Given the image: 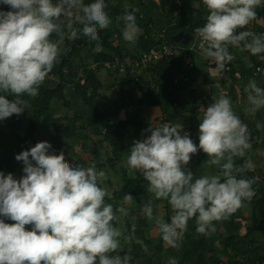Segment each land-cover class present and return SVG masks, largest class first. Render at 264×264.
I'll list each match as a JSON object with an SVG mask.
<instances>
[{
    "label": "clouds",
    "instance_id": "clouds-1",
    "mask_svg": "<svg viewBox=\"0 0 264 264\" xmlns=\"http://www.w3.org/2000/svg\"><path fill=\"white\" fill-rule=\"evenodd\" d=\"M203 4L206 23L195 32L204 58L214 62L217 72L235 59L230 46L264 60V33L247 30L264 0H203ZM0 5L11 9L0 10L2 121L27 109L24 96L39 94L69 50L64 47L66 32L72 38L82 35L95 41L94 52L99 53L103 47L98 30L107 29L112 20L105 0H0ZM125 9L117 20L124 25L123 39L135 45L141 32L135 15L139 9L128 11L127 5ZM248 67H253L251 62ZM245 91L244 111L255 116L264 109V87L250 79ZM202 112L198 145L182 124L163 123L145 129V138L133 141L127 156V167L148 182L151 199L143 204L142 215L176 250L182 247L190 220H195L197 234L209 236L216 231L215 222L229 219L255 191V177L246 176L255 168L246 158L252 147L250 131L231 98L212 96ZM51 148L48 141H41L17 154L15 159L24 165L19 179L0 171V264H131V249L124 248L132 243L147 253L148 245L136 236L135 224L129 229L125 223L128 209L106 202L111 196L102 186L105 172L94 163L77 166L63 151L56 154ZM201 150L207 156L201 166L215 171L196 176L187 165ZM237 159L243 163L238 165ZM160 200L170 206V222L154 215V201ZM169 264L178 261L173 257Z\"/></svg>",
    "mask_w": 264,
    "mask_h": 264
},
{
    "label": "trees",
    "instance_id": "trees-1",
    "mask_svg": "<svg viewBox=\"0 0 264 264\" xmlns=\"http://www.w3.org/2000/svg\"><path fill=\"white\" fill-rule=\"evenodd\" d=\"M86 3L92 0H85ZM109 0H105L107 2ZM163 13L165 14L166 22H173L175 25L167 26L166 38L171 44L183 47L192 45L195 42V29L202 27L206 23V16L202 10H194L191 6V0H161ZM132 9H139L135 13L136 21L141 29L138 40L134 48L150 52L161 41L157 40L158 36L153 33L155 28L160 27L158 22L153 16L148 15L147 7L142 0H137L128 4V11ZM0 10H11L8 6L3 5ZM106 12L109 17L111 11L106 7ZM125 8H115L114 14L116 17L121 16L125 12ZM257 18L262 19L264 22V6L256 9ZM165 23V22H164ZM121 30L124 25L119 21ZM254 27L264 31V25L255 24ZM159 29V28H158ZM100 36V43L103 48H109L115 54L107 55L103 52L95 53V60L97 63L96 68H85L81 72L75 71L73 67V59L78 58L80 53L85 50H93L96 46L95 41H89L85 36L80 35L78 38H65L64 47L69 49L65 55L60 57V62L57 63L48 76L53 75L58 79V86L54 89L42 88L39 94L35 97L24 96L23 99L30 104L32 108V116L29 121V132L26 134L20 132L15 126L23 114H13L10 118L3 120L4 130L0 129V149L3 152L0 158V171L5 175L12 173L14 178L19 179L20 169L23 162L15 159L16 155L21 151L30 149V143H37V131L42 126L50 129V136L53 139V145L50 152L55 151L59 154L60 151L65 153V157L69 162L73 163V157L69 156L66 152L65 145L62 141L82 142L83 148L87 146L88 140L91 136L84 132L82 126L78 125L77 121L87 118L91 122L92 127H97L98 132L101 134L104 131V140L114 148V152L120 157L121 152L124 150L125 140L128 135L129 129H133L140 137H145L144 122L145 117L141 114L142 108L158 107L164 115L169 116L171 119H181V108L183 106L181 99L177 96L176 86L183 85L184 87L191 88V96L197 99L196 95V82L198 76V69L192 54L194 66L187 65L185 59L181 55L172 56L171 60L160 61L153 67L147 69L152 76V81H145L138 73H126L125 84L130 85L127 87L126 98L128 100V107L130 111L127 112L126 118L115 122L111 119L114 116L111 107L99 108L96 102L100 100L101 92L104 88L103 83L98 75V71L102 68V62L109 68V63L114 59V56H119L125 59L130 55V49H121L114 47L111 39L114 36L111 25L107 29L98 30ZM178 34H184L189 38L188 44H182L177 39ZM56 39L55 34L52 37ZM231 48V46L229 47ZM214 69L215 65L211 60L205 59ZM264 62V61H263ZM255 64V62H254ZM253 64V65H254ZM260 67L258 64L255 69ZM233 62L226 65L223 72L235 74ZM110 69V68H109ZM111 70V69H110ZM112 72V71H111ZM117 75L118 73H113ZM185 75L188 80H180L175 83L177 76ZM47 76V77H48ZM118 79V78H117ZM153 82V85H152ZM69 85H74V92L77 96V102L81 109L87 108V112L83 115L77 114L72 117L67 123H60L57 113V108L54 107L55 101H63L65 106H70V102L65 96V89ZM144 96L139 95L144 91ZM11 98V97H10ZM201 102V99H200ZM198 108L199 104L195 103ZM172 112V113H170ZM186 122L183 124L184 131L188 132L192 138L199 129V122H194L186 117H183ZM261 117L260 113L251 116L242 115V121L248 125L250 131V140L253 137L262 133V129H257L256 125L259 123ZM141 140V139H140ZM94 143L95 152H97V143ZM262 143L255 144L254 146H263ZM247 158V156H246ZM236 163L242 164V159H237ZM246 176L251 178L255 177L254 196L250 201H245L243 207L237 212L232 214L229 219L216 222V231L206 237L197 234L195 220L188 222V229L185 233L182 242V251L178 252L180 256L176 259L179 264H264V179L256 177L253 170L248 171ZM141 190H136L134 193H140ZM130 193L127 186L122 188V197ZM167 203V201H165ZM168 204V203H167ZM247 211L250 216L245 215ZM244 220L246 222L244 223ZM7 223H13L6 220ZM170 222V220H169ZM221 227V228H220ZM30 230V226H26ZM146 242H155L158 244L157 255L163 251L162 239L160 236L154 238H145ZM215 241V242H214ZM214 242V243H213ZM213 243V245H212ZM177 253V254H178ZM123 255V253H122ZM131 255L133 260L146 257L149 264H160V259L156 260L149 253L141 251L139 244L132 243ZM182 258L180 259V257Z\"/></svg>",
    "mask_w": 264,
    "mask_h": 264
},
{
    "label": "rangeland",
    "instance_id": "rangeland-1",
    "mask_svg": "<svg viewBox=\"0 0 264 264\" xmlns=\"http://www.w3.org/2000/svg\"><path fill=\"white\" fill-rule=\"evenodd\" d=\"M135 1L137 0H109L107 2V6L111 11L110 18L112 20V23L110 25L114 34L111 42L114 47H120L122 50L130 49V51H132L136 49L133 45L129 44L123 39L122 30L120 28L119 21L114 14V11L117 7L125 8L126 5L128 6L129 3ZM142 1H144L147 7L146 10L148 15L153 16V18L156 19L159 25H161L162 23L167 24V26L175 25L173 22H166L165 14L163 13L161 6V0ZM84 2L86 3L85 0ZM2 6L3 5H0V7ZM191 6L194 10H202L205 16L208 15V11L206 9V6L203 4V0H191ZM249 25H251V23ZM158 28H155L153 30V33L155 35H157L156 33L158 32ZM66 37L72 38L70 33L67 32ZM102 52L112 56L115 54L109 48H103ZM229 52L235 56V59L231 61L234 63L236 67L235 69L237 70L235 74H225L223 71L217 72L210 64H208V62H206L203 55L195 54V56H193L198 69L195 91L197 97L199 96V98L197 100L193 98V96H191V88L184 87L183 85L176 86V90L178 92L177 96L181 99V102L183 104L180 110L183 117H186L191 121L200 123L199 119L203 114L202 107L206 108L212 102V96H219L223 94L231 98L234 111L240 116L241 120L242 115L247 116L248 119L250 118V115L244 111L245 107H247V93L245 91V88L250 79H255L259 86L264 87V60H261L258 56L251 55L247 51L240 52L234 47L229 48ZM95 53L96 52H94V49H85L80 53V58H74L72 61H74L73 67L75 71L81 72L85 68H96L94 65L96 64ZM248 62H251L252 65L255 62V64L253 65V67L249 68ZM258 64L261 65L259 72L257 71V69H255ZM102 65L103 66L101 70H99L97 73L103 83L104 88L101 92L100 100L96 102V106L99 108H102L104 106L111 107V111H113V114L115 113L114 116L111 117V119L115 122H118L119 120L125 119L127 112L130 111V108L128 107V100L126 98V90L130 85L125 84V74H118L117 79L116 75L113 74L114 72H111V70L105 63L102 62ZM138 75L145 81H152V76H150L148 72H139ZM49 83L50 79L46 77L45 81L40 86L39 91L44 87H50L51 83ZM56 84L57 83H55V85ZM74 89L75 88L73 86H68L65 89V96L70 102V106H65L63 101L54 102V107L57 108L60 123H67L75 115H83L88 111L87 108H80ZM144 93L145 90L141 91L138 94L144 96ZM195 103L199 104L198 108L195 106ZM31 111L32 108L28 103L27 109L22 113L23 116L19 118L17 122L15 121V126H17V129L26 135L29 132L28 119L31 117L29 116L31 114ZM257 112L260 113L261 117L259 123L261 125H264V109H261ZM141 114L145 117L146 120V122H144V130L149 126L156 127L163 123H180L183 125L186 122L183 117L181 119L169 118L168 114L164 115L161 109L158 107L155 108L145 106L142 108ZM1 123L3 122L0 121V126ZM77 123L78 125L82 126L85 133L91 136V139L88 140L87 146L85 148H83L82 142L79 143L73 141L68 144L66 141H62L65 145V149L68 155L73 157V163L77 166L83 167L90 166L94 163L98 170H103L105 172L102 186L107 188L111 196V199L106 200V202L112 203L114 206H124L125 208H127L129 211V216L125 218V223L129 227V229L131 228V225L135 224L136 236L148 245L147 253L152 255L156 260L160 259V264H169L170 258H176L177 256H180L178 252L182 251V247L179 250H176L162 242L163 251H161V253L157 255L158 244L155 242V239L153 242H146L145 238L152 239L159 236L154 224H150L141 212L143 204L151 199V194H149L146 190L148 182L139 172L136 173L135 170L128 168L126 163L128 152L130 151L133 141L140 140L145 137L142 138L139 134H136V132H134L132 128L129 129L125 143H123V145H125V148L121 152L122 155L118 157L114 152V148L109 144L108 141L104 140V131L100 134L97 130L98 128L92 127L91 122L88 121L86 117L84 119L78 120ZM2 125L4 126V124ZM39 129L36 135L37 141H48L51 145H53L54 142L52 137L50 136V129L47 127L44 128L42 124H40ZM198 136L199 132H197L191 138L197 145L199 144ZM263 140L264 128H262L261 134L253 137V141L250 140L252 147L251 150L247 153V158H250L255 164V168L253 169V171L256 177L261 179H264V145L257 147H255L254 145L262 143ZM93 142L97 143V152H95ZM2 155L3 152L0 149V158L2 157ZM206 159V154L201 150L197 154L192 156L191 161L187 165V167L193 173H195L196 176H199L206 171L214 172V168L208 169L201 166ZM23 168L24 165L20 169L19 178L24 175ZM124 186L128 187L130 191L128 195H130L132 198H126L127 195L122 197V188ZM136 190H141L142 192L135 194L134 192ZM247 213L248 212L245 211V215L249 217L250 215ZM154 215L163 216L166 221H169L171 216L170 206L163 200L154 201ZM243 221L244 223L246 222V220L244 219ZM129 248L132 249V244L126 245L124 251H128ZM141 251H143L142 248ZM181 258L182 256L180 257V259ZM131 264L149 263L146 257H141L140 259L135 258L134 260H132ZM187 264L191 263L188 262Z\"/></svg>",
    "mask_w": 264,
    "mask_h": 264
},
{
    "label": "built area",
    "instance_id": "built-area-1",
    "mask_svg": "<svg viewBox=\"0 0 264 264\" xmlns=\"http://www.w3.org/2000/svg\"><path fill=\"white\" fill-rule=\"evenodd\" d=\"M254 25V23L248 25L247 30H251L255 33H264V31L259 30L254 27ZM166 31L167 26L162 23L156 33L158 36L157 40H160L161 42L150 52L132 50L130 55H128L125 59H122L119 56H114V59L109 63L111 71L125 75L128 71L136 74L139 72L141 73L143 71H147V69L153 67L160 61L171 60L174 55L183 56L187 65L193 67L194 62L192 60V54L203 55L201 49L199 48L200 37L195 33V42L192 45L180 47L171 44L168 41L166 38ZM212 63L214 62L212 61ZM257 69H260V67L258 66ZM180 80H188V77L185 75L177 76L175 83H178Z\"/></svg>",
    "mask_w": 264,
    "mask_h": 264
},
{
    "label": "crops",
    "instance_id": "crops-1",
    "mask_svg": "<svg viewBox=\"0 0 264 264\" xmlns=\"http://www.w3.org/2000/svg\"><path fill=\"white\" fill-rule=\"evenodd\" d=\"M252 23H254V24H259V25H264V22H263V20L262 19H256L255 21H253V22H251V24ZM78 58H80V55H79V57ZM73 63H74V61H73ZM97 64V63H96ZM96 64H94L95 65V67L97 66ZM47 78H49L50 79V87H47V88H51V89H54V88H56L57 86H58V79L55 77V76H53V75H50V76H48ZM55 83H57L56 85H55ZM70 86H73L74 88H75V86L74 85H69V87ZM45 88V87H44ZM155 108H157V107H155ZM31 114L29 115V116H32V111L30 112ZM2 122H3V120H2ZM3 123H1V126H0V129L1 130H4V126L2 125ZM40 130V129H39ZM65 142V141H64ZM68 144H70V141L68 142ZM35 146V143H31V144H29V147L31 148L32 146Z\"/></svg>",
    "mask_w": 264,
    "mask_h": 264
},
{
    "label": "water",
    "instance_id": "water-1",
    "mask_svg": "<svg viewBox=\"0 0 264 264\" xmlns=\"http://www.w3.org/2000/svg\"><path fill=\"white\" fill-rule=\"evenodd\" d=\"M176 39L182 44H188L189 43V38L184 34H178L176 36Z\"/></svg>",
    "mask_w": 264,
    "mask_h": 264
}]
</instances>
